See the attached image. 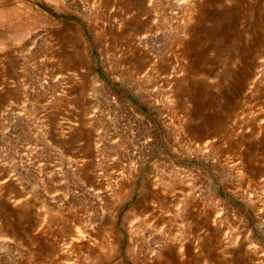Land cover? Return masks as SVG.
I'll list each match as a JSON object with an SVG mask.
<instances>
[{"label": "rangeland", "instance_id": "obj_1", "mask_svg": "<svg viewBox=\"0 0 264 264\" xmlns=\"http://www.w3.org/2000/svg\"><path fill=\"white\" fill-rule=\"evenodd\" d=\"M0 13V264H264V0Z\"/></svg>", "mask_w": 264, "mask_h": 264}, {"label": "bare ground", "instance_id": "obj_2", "mask_svg": "<svg viewBox=\"0 0 264 264\" xmlns=\"http://www.w3.org/2000/svg\"><path fill=\"white\" fill-rule=\"evenodd\" d=\"M156 1V0H155ZM1 14V13H0ZM0 18H1V16H0ZM75 35V34H74ZM70 39V38H69ZM70 42V41H69ZM49 58V57H48ZM47 60V59H46ZM47 63V62H46ZM49 64H50V62H49ZM155 65V64H154ZM143 128V127H142ZM201 129V128H200ZM200 131V130H199ZM210 132V131H209ZM147 138V137H146ZM191 140V139H190ZM213 143V142H212ZM110 148V147H109ZM191 149H193V148H191ZM213 149H214V147H213ZM103 150V149H102ZM116 150V149H115ZM107 151V150H106ZM135 151V150H134ZM207 152V151H206ZM204 153V152H203ZM142 154V153H141ZM140 154V155H141ZM119 155V154H118ZM121 155V154H120ZM117 158V157H116ZM131 158V157H130ZM107 159V158H106ZM110 159V158H109ZM122 159V158H121ZM133 159V158H132ZM113 160V159H112ZM125 160V159H124ZM120 161V160H119ZM118 161V162H119ZM127 162V161H126ZM129 163V162H128ZM126 165V164H125ZM124 165V166H125ZM130 165V164H129ZM112 166V165H111ZM123 166V167H124ZM120 169H121V167H120ZM128 169V168H127ZM172 170V169H171ZM114 171V170H113ZM127 171V170H126ZM106 172V171H105ZM111 172V171H110ZM109 172V173H110ZM117 172V171H116ZM129 172V171H128ZM127 172V173H128ZM169 172H170V170H169ZM182 172V171H181ZM108 173V172H107ZM120 173H121V171H120ZM124 173V172H123ZM135 173V172H134ZM118 174V173H117ZM168 174V173H167ZM180 172L178 173V172H173V175H172V177H171V181H170V184L168 185V187L170 188V189H179L181 186L183 187L184 186V182L185 181H183V179H182V177H180ZM121 175V174H120ZM123 175H125V174H123ZM122 175V176H123ZM130 175V174H129ZM111 176H113V175H111ZM167 177H168V175H166ZM165 176V177H166ZM114 177V176H113ZM117 177H118V175H117ZM120 177L121 176H119V178H116V182H119L120 181ZM127 177V176H126ZM136 177V176H135ZM189 177V176H188ZM123 178V177H122ZM121 178V179H122ZM118 179V180H117ZM132 179V178H131ZM134 179V178H133ZM166 180V179H165ZM111 181V180H110ZM156 181V180H155ZM115 182V181H114ZM167 182V181H166ZM98 183V182H97ZM104 183V182H103ZM159 183V182H158ZM162 183V182H161ZM169 183V182H168ZM186 184H187V182H186ZM98 185V184H97ZM99 185H101V184H99ZM179 185H180V187H179ZM103 186V185H102ZM119 186V184H115V185H110L109 187H108V191L107 192H109V194L110 195H117V196H120L119 198H121L122 196L120 195L121 194V192L119 191V190H117V187ZM161 186V185H160ZM166 186H167V183H166ZM101 189V188H100ZM160 190V189H159ZM185 190V188H183V190L182 191H184ZM119 191V192H118ZM201 191V190H200ZM84 192V191H83ZM105 192V191H104ZM106 192V193H107ZM162 192V191H161ZM89 193V192H88ZM191 192H189L187 195H185V197H186V201H190L191 199H193L192 197L193 196H191V195H193V194H190ZM98 194V193H97ZM108 194V193H107ZM125 194V193H124ZM80 196V195H79ZM103 196V195H102ZM154 196V195H153ZM199 196V195H198ZM84 197V196H83ZM82 198V197H81ZM84 198H86V197H84ZM95 198V200H97V198H98V196H96V197H94ZM93 198V199H94ZM105 198H107V197H105ZM104 198V199H105ZM110 198V197H109ZM113 198V197H112ZM115 198H118V197H115ZM114 199V198H113ZM85 200V199H84ZM94 200V201H95ZM98 200H99V198H98ZM97 200V201H98ZM106 200V199H105ZM119 200H121V199H119ZM89 201V200H88ZM96 201V202H97ZM101 201V200H100ZM165 201V200H164ZM73 202H75V201H73ZM85 202V201H84ZM104 202V201H103ZM161 202V201H160ZM184 202V201H183ZM79 203V202H78ZM89 203V202H88ZM107 203V202H106ZM185 203V202H184ZM75 204V203H74ZM77 204V203H76ZM102 204V203H101ZM104 204V203H103ZM63 205V204H62ZM100 205V204H99ZM116 205V204H115ZM77 206H78V204H77ZM82 206V205H81ZM96 206V205H95ZM182 206V205H181ZM184 206V205H183ZM198 206H199V204H198ZM89 207H92V206H89ZM88 207V208H89ZM97 207V206H96ZM100 206H98L97 208H99ZM106 207V206H105ZM108 207H109V205H108ZM110 208H111V206H110ZM79 208H77V212H79V211H81V209H83V208H81L80 210H78ZM94 209V208H93ZM83 211V210H82ZM100 211V210H99ZM98 211V212H99ZM109 211V210H108ZM74 212H76L75 210H74ZM102 212V211H101ZM153 213V212H152ZM155 213V212H154ZM179 213H180V211H179ZM86 214V213H85ZM117 214V213H116ZM100 215V214H99ZM101 216V215H100ZM153 216V215H152ZM184 216V215H183ZM62 217V216H61ZM72 218H74L73 216H72ZM78 218V217H77ZM94 218V217H93ZM98 218V217H97ZM59 219V218H58ZM81 219V218H80ZM152 220V219H151ZM63 221V220H62ZM72 221V220H71ZM78 221V220H77ZM77 221H75V218H74V221H72V223L73 222H75V223H77ZM81 221V220H80ZM80 221H78L79 223L76 225V224H74V230H75V233H73L74 235H75V237H72V239H71V245H73L74 247H77V245L76 244H78V243H80L82 240H83V242H86V241H84V239H88V238H90L91 239V237H90V232H88L90 235H86L82 230H81V228H80ZM82 223V222H81ZM95 223V222H94ZM89 224H91V223H89ZM73 225V224H72ZM88 226V225H87ZM93 226V225H92ZM153 226V225H152ZM95 227V226H94ZM106 228V227H105ZM85 229V228H84ZM113 229H115V228H113ZM112 229V230H113ZM102 230V229H101ZM100 230V231H101ZM106 229H104V231H105ZM111 230V228H110V230L109 231H112ZM93 231V230H92ZM117 231V230H116ZM115 231V232H116ZM147 232V231H146ZM96 233V232H95ZM106 233V232H105ZM85 234V235H84ZM111 234V233H110ZM115 235V234H114ZM113 236V235H112ZM86 237H88V238H86ZM93 238V237H92ZM122 239V238H121ZM89 240V239H88ZM96 244H97V242H95ZM153 244V243H152ZM71 245H69V246H71ZM154 246V245H153ZM80 248V247H79ZM119 249V248H118ZM78 250V249H77ZM116 250V249H115ZM120 250V249H119ZM116 252H118V251H116ZM154 252V250L152 251V253ZM118 255V254H117ZM161 260V259H160ZM159 260V261H160Z\"/></svg>", "mask_w": 264, "mask_h": 264}]
</instances>
